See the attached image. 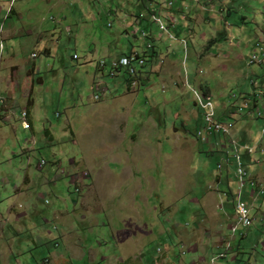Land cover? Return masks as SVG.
<instances>
[{
    "label": "rangeland",
    "instance_id": "obj_1",
    "mask_svg": "<svg viewBox=\"0 0 264 264\" xmlns=\"http://www.w3.org/2000/svg\"><path fill=\"white\" fill-rule=\"evenodd\" d=\"M141 3L0 0V23L9 7L22 5L20 15L6 22L19 33L9 42L0 40V55L14 52L5 64L0 59V70L18 66L17 74L30 84L26 72L33 63L35 69V133L23 129L20 120L23 92H16L20 106H0V264H209L211 259L227 264L226 258H216L233 253L225 252L232 236L241 243L236 264H264V222L247 231L239 228L248 233L239 240L224 216H234L230 205L237 191L234 161L227 153L236 150L250 174L258 168L253 162L264 164V159L258 151L247 155L227 145L222 137L202 132L197 138L203 111L194 105L192 92L205 102L206 91L221 122L237 128L246 119L254 140L247 146L261 141L264 148V120L245 118L238 108L244 98H263L253 87L264 83V64L249 61L264 58V0H212L213 7L203 12L214 17L210 25L198 26L197 18L186 36L174 29L163 32L151 20L135 25L133 36L108 13L118 9L117 16L124 18ZM34 5L41 8L27 13L23 7ZM202 34L216 38L205 40ZM147 46H154L157 56L150 57ZM132 52L144 53L145 64H134L131 82L124 71L111 77V62ZM100 62L105 63L102 73L95 70ZM93 81L104 85L97 83L92 91ZM101 86L108 91L101 93ZM256 104L263 109V102ZM25 176L30 186L18 202L23 209L15 204L10 211L12 186ZM255 206L264 214V202ZM255 214L252 209L250 216Z\"/></svg>",
    "mask_w": 264,
    "mask_h": 264
},
{
    "label": "crops",
    "instance_id": "obj_2",
    "mask_svg": "<svg viewBox=\"0 0 264 264\" xmlns=\"http://www.w3.org/2000/svg\"><path fill=\"white\" fill-rule=\"evenodd\" d=\"M142 1H143V3L138 4L142 8H140V9L134 11V12H130L129 11L127 14L124 13V18L117 16V13L121 12L118 9H115L113 11L110 8L108 13L110 15L115 16V18L119 19L123 29H124V27L127 28L126 31H124L126 33H128V31H131L135 27V25L140 27V25H142V23L144 21L148 22L149 20H151V15H155L156 17H159L164 23H166V25L168 26L169 29H171V30L174 29L175 31L177 30V32H180V34L181 33H185V36H186V33L188 34V30L186 29V27L188 25L193 24V22H192L193 20H196L198 18V26H203V25L209 26L211 20L214 19L213 16L203 15V12L205 11V9H209V8L211 9L213 7L211 5L212 0H206L208 3H210V5L205 6V7L202 4L197 3V2H199V0H196L195 3H193V1L191 2L190 0H178V1L176 0V2L173 1V0H157L155 2H152L151 0H142ZM170 2H172V4H170ZM24 4L22 3V5H24ZM22 5H20L18 7L10 5L11 7H9V9L5 11L6 15L3 16V18L1 19L2 22L0 23V40L9 42L11 40H14L17 37V35L19 33V30L16 27L12 26V25L6 26V22L11 16H16L17 17V16L20 15V11H21L20 8H21ZM23 7L26 9L27 13L31 12V10L32 11H37L38 9L41 8L40 6H37V5L31 6V7H27V6H23ZM126 7H127V5H126ZM206 7H209V8H206ZM196 9L197 10L201 9L200 10L201 12L197 11ZM200 13H202V14H200ZM130 14H131V16H130ZM201 16H203L202 17V19H203L202 21L200 20ZM126 17L130 18L132 20V22L130 24L129 23L128 24L125 23V18ZM151 22H153V21L151 20ZM82 23H84V22H82ZM225 29L227 31H229L228 28L225 27ZM132 31L133 32H131V35L134 36L136 34V32H137V29L132 30ZM22 33H23L24 36H28V37H32L33 36L32 32H30V31H24ZM262 35L264 36V31L262 32ZM211 36L212 35H210L209 38ZM200 37H202V39H205V40L209 39L204 34H202ZM214 37L215 36H212V38H214ZM229 37H230L229 34L226 32L225 38H229ZM152 47H154V46H152ZM152 47L151 48H147L146 47V48L147 49H152V52L150 53L151 54L150 57H155V56H157L155 54L156 49L155 48L153 49ZM132 53H136V52H132ZM0 54H1V52H0ZM43 54L47 55V56H50V51L45 49V50H43ZM13 57H14V52L12 51V48L10 49L9 55H6V57H3V55H0V59L2 60V64H5V61H9V59L11 60ZM88 57L89 56H87L85 59L87 60ZM32 58H34V57H32ZM88 62L90 63V61H88ZM85 63H87V62L85 61ZM6 69H7V72H5L4 67H1V70H0V86H2L3 93H4L3 98H0V104H2L0 106H5V107L9 106V108H11V106H14V105H15V107L20 106L19 104L21 102L19 103V101H16V92L17 91L18 92L19 91L23 92V95H26V97H25L26 100L23 101L24 102V106H23V108L20 111L21 112H23V111L27 112V120H28V122L30 124L29 131H31V133L34 134L35 133V129H34L33 117H32V113H31L33 105H34V101L32 99V92H33V85H34L33 75L35 74L34 63L31 66V70L26 72V76H27V79L30 80V84H29V82L26 83V79L25 80L22 79L17 74L18 66L10 64V66L6 67ZM103 69L104 68H99L98 65H97L95 70L96 71H100L102 73ZM35 81L37 83H39V84L42 83V79H40L38 77L35 78ZM24 82L26 83V87L23 88V86H25ZM94 83H100V82H97V81L94 82L93 81V83L91 85V90H92V87H93ZM27 84H29V85H27ZM100 84L104 85L102 83H100ZM258 85L254 84L253 92L257 88L258 89V93L260 94V90L264 91V83H261V84H258ZM25 89H27V90L25 91ZM99 91H101V93L102 92L105 93L108 90H107V87L105 88V87L101 86ZM256 107H257V104H256ZM98 111L101 112L100 109ZM95 114H96V112H95ZM242 119L243 118H241V120ZM247 120H249V119H247ZM244 122H247L246 119L238 122L240 124H239V126H237V128L233 125V129H232L231 134L232 135L239 134L240 138L239 139L237 138L238 140L237 139L236 140L240 141V143H242V144L247 145L248 141H252L253 142L254 140L251 138V136H249L250 132L248 130V125L247 124L244 125L243 124ZM43 132H44V135H45V137L47 139H49V140L53 139L51 133L48 130H44ZM256 146L259 149L257 153H260L262 155V159H264V148L262 147L261 141L256 142ZM253 163L258 168H255L254 171L251 172V174L249 172L248 173L250 174V177L253 180H255L258 183L264 185V164H261V160H259V161L256 160ZM232 175H233V178H234V172H233ZM76 178H78V177H76ZM81 179L85 180V178L83 176H81ZM221 183H222V181H221V176H220L218 184H221ZM29 186H30V181H29V178L27 176L24 177L23 182H21L20 185H15V186L13 185L12 186L13 194L10 196V198H12L15 201H14V203L11 204L10 211H15L14 208H15L16 205H17V208H20V206H21L20 209H23V206L21 204H19L18 202H19L20 199H22V200L24 199L23 196H24L25 192L27 191L26 189L29 188ZM226 188H227V191H230V189H229L230 188V184H229L228 180H227V183H226ZM262 202H264V197H257L255 201H249L250 208H251L250 209V213H249V218L252 219V225L251 226H253V223H255V222H264V214L260 213L258 207L255 206L258 203L261 204ZM217 205L219 206V203H217ZM230 206H231V209L233 210V204L232 203H231ZM252 209H255V213L256 214L253 217H250V215L252 213ZM221 210H223V207H222ZM224 216H226V219H227L226 221L229 222V224H227V228L230 231L231 226L235 222V217L234 216H229V215H226V214ZM250 227L242 228V229L247 231V230H249ZM237 232H239V240H246L247 239V236H248L247 232L245 233V231H242L240 233L239 230ZM234 242H236V241H234ZM233 243L231 244V249H232L233 253L232 254L230 253L231 255H226V259L225 260H226L227 264H236L241 259V255H242V252H241V249H240L241 243L239 244L238 242H236L237 244H235V246H233ZM237 249H239V251L235 254L234 252ZM261 249H264V246L261 247Z\"/></svg>",
    "mask_w": 264,
    "mask_h": 264
},
{
    "label": "built area",
    "instance_id": "obj_3",
    "mask_svg": "<svg viewBox=\"0 0 264 264\" xmlns=\"http://www.w3.org/2000/svg\"><path fill=\"white\" fill-rule=\"evenodd\" d=\"M170 4H172V2H170ZM151 20L158 25L159 29H161L163 32L168 33V26L159 17L151 15ZM168 38H174V36H172V34H168ZM181 43L185 44L183 40H181ZM144 62L145 61L143 57L136 54H130L128 56L118 59L115 62H111L109 75L111 77H114L116 75H119L121 71L124 70L130 76H133L136 74L134 64L141 67L144 65ZM254 63L264 64V58L259 60L256 57H252V59L249 61V64L251 65ZM104 65V62H100L101 67H103ZM95 89H97V86H95ZM192 92L194 96V105L196 106L197 110H205V118H202L203 127L201 130L197 131V138L201 139L203 137V133L207 137H222L225 142H227V145H231L233 146V148L238 147L244 150L247 155H251L257 152V147H250L242 143L238 144L237 140L230 137L233 129V124H230L229 122H221L215 117V108L212 99H207V96L205 94V102H198L197 97H195L194 95V90H192ZM97 99L98 97L95 96L94 100ZM256 102H263V109H256ZM241 106L238 108L239 112L243 113V117L245 116V118H249L248 116H252V119L264 120V98H258L257 101H248V98H244ZM20 120L23 129L29 130L30 124L27 120L26 111H23L21 113ZM260 133L261 135H264V126L262 127ZM227 154H231L230 157L233 158L234 179L237 183V191L234 193L232 201L235 222L230 228V232L232 234H235L239 230V228L242 229L245 228V226H248L247 216L250 213L251 209L249 201H255L257 197H264V185L258 183L250 177V174L242 163V158L236 150L234 152L230 151V153ZM226 164L229 166V159H226ZM217 169L221 170V165H217ZM245 191H247L248 193L247 199H245L244 197ZM232 240L234 241V236H232L230 241L225 244V252H229L231 250ZM221 254H224V258L226 257V253ZM214 263L215 259H211L209 262V264Z\"/></svg>",
    "mask_w": 264,
    "mask_h": 264
},
{
    "label": "bare ground",
    "instance_id": "obj_4",
    "mask_svg": "<svg viewBox=\"0 0 264 264\" xmlns=\"http://www.w3.org/2000/svg\"><path fill=\"white\" fill-rule=\"evenodd\" d=\"M260 94L263 95V98H264V91L263 90H260ZM196 97H197L198 102H203L202 100H200V98H199L198 95H196ZM202 111H203V114L202 115L205 118V110H202ZM247 224H248V226H245V228H248V227H250L252 225V219L249 218V214L247 216ZM223 258H224V254H219L216 259H223Z\"/></svg>",
    "mask_w": 264,
    "mask_h": 264
},
{
    "label": "clouds",
    "instance_id": "obj_5",
    "mask_svg": "<svg viewBox=\"0 0 264 264\" xmlns=\"http://www.w3.org/2000/svg\"><path fill=\"white\" fill-rule=\"evenodd\" d=\"M152 46H147V48H151ZM153 48V47H152ZM1 49H2V45H0V51H1ZM132 54H136V55H139L138 53H132ZM33 56V55H32ZM128 56V55H127ZM140 56V55H139ZM35 57V56H34ZM123 57H125V56H123ZM141 57H143L144 58V61H145V56H144V53L141 55ZM122 58V57H121ZM105 64V63H104ZM144 64H145V62H144ZM105 66V65H104ZM104 66L103 67H101L100 66V63H98V67L99 68H104ZM144 66V65H143ZM122 71H124V70H122ZM125 72V71H124ZM126 73V72H125ZM117 76V75H116ZM115 77V76H114ZM129 78H132V76H130L129 75ZM97 83H94V85H93V87H92V91H95L94 89H95V86H97L96 85ZM97 92H98V90H97ZM203 93V92H202ZM204 94H207V93H204ZM98 100V99H97ZM22 113V112H21ZM27 113V112H26ZM257 147V146H256ZM257 149H258V147H257ZM259 150V149H258ZM257 150V151H258ZM226 258V257H225Z\"/></svg>",
    "mask_w": 264,
    "mask_h": 264
},
{
    "label": "trees",
    "instance_id": "obj_6",
    "mask_svg": "<svg viewBox=\"0 0 264 264\" xmlns=\"http://www.w3.org/2000/svg\"><path fill=\"white\" fill-rule=\"evenodd\" d=\"M126 74L129 76L128 73H126ZM126 82H127V83H130V82H131V79H130V78L126 79ZM204 92H206V91H204ZM204 92H203V96H205Z\"/></svg>",
    "mask_w": 264,
    "mask_h": 264
}]
</instances>
